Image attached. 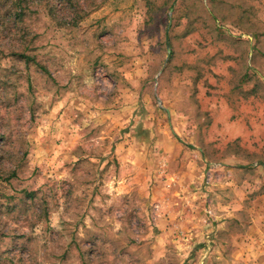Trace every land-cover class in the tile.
Segmentation results:
<instances>
[{"label": "rangeland", "instance_id": "obj_1", "mask_svg": "<svg viewBox=\"0 0 264 264\" xmlns=\"http://www.w3.org/2000/svg\"><path fill=\"white\" fill-rule=\"evenodd\" d=\"M16 1L0 264H264V0Z\"/></svg>", "mask_w": 264, "mask_h": 264}, {"label": "crops", "instance_id": "obj_2", "mask_svg": "<svg viewBox=\"0 0 264 264\" xmlns=\"http://www.w3.org/2000/svg\"><path fill=\"white\" fill-rule=\"evenodd\" d=\"M247 164H240V167L245 168ZM239 166V165H238ZM252 167V166H251ZM264 173V169H263ZM244 182V181H243ZM148 183V182H147ZM148 190V189H147ZM147 194V193H146ZM255 217H264V196H259L255 198ZM257 204V205H256ZM259 208V209H258ZM240 209V208H239ZM259 211V212H258ZM264 221V220H262Z\"/></svg>", "mask_w": 264, "mask_h": 264}, {"label": "trees", "instance_id": "obj_3", "mask_svg": "<svg viewBox=\"0 0 264 264\" xmlns=\"http://www.w3.org/2000/svg\"><path fill=\"white\" fill-rule=\"evenodd\" d=\"M21 2H22L21 0H19V2L16 1V6H18L19 9L22 8V6H21ZM19 14L21 15V9L19 10ZM18 17H20V16H18ZM28 59H29V58H26V61H28Z\"/></svg>", "mask_w": 264, "mask_h": 264}]
</instances>
